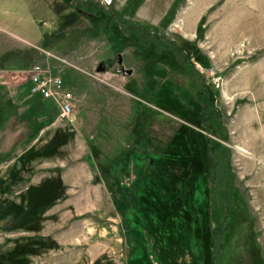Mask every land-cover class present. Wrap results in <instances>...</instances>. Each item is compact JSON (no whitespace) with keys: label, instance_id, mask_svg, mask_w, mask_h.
Instances as JSON below:
<instances>
[{"label":"rangeland","instance_id":"374dc122","mask_svg":"<svg viewBox=\"0 0 264 264\" xmlns=\"http://www.w3.org/2000/svg\"><path fill=\"white\" fill-rule=\"evenodd\" d=\"M45 1L0 28L49 31L0 55V264H264V0ZM37 65L73 122L30 94Z\"/></svg>","mask_w":264,"mask_h":264},{"label":"built area","instance_id":"2783aa9c","mask_svg":"<svg viewBox=\"0 0 264 264\" xmlns=\"http://www.w3.org/2000/svg\"><path fill=\"white\" fill-rule=\"evenodd\" d=\"M30 94L42 95L53 99L56 103L57 118L61 121L73 122L74 95L65 90L61 78L50 69L37 65L30 72ZM219 85V83H217Z\"/></svg>","mask_w":264,"mask_h":264},{"label":"trees","instance_id":"16d2710c","mask_svg":"<svg viewBox=\"0 0 264 264\" xmlns=\"http://www.w3.org/2000/svg\"><path fill=\"white\" fill-rule=\"evenodd\" d=\"M143 0H139V1H137V5H139L141 2H142ZM177 1L178 0H176L175 2H174V4L173 5H176V3H177ZM178 4V3H177ZM173 7V6H172ZM171 7V8H172ZM79 11V10H78ZM92 16H94V15H92ZM91 16V17H92ZM68 17H70L71 19L74 17L72 14H69L68 15ZM202 22L199 24V26H198V33H199V35H202L203 34V32H204V30H203V27H202ZM135 28H144L143 26H141V25H135ZM143 38H145V37H143ZM173 45H175L174 43H173ZM184 46H186V45H184ZM176 50H177V48H175ZM181 51L180 52H184V54H183V56L186 58V59H184V58H182L183 60H181V63H190L191 64V67H192V70H193V73L195 74V76L196 75H202V72H200V70L199 69H197L196 67H195V64L196 63H194L193 61H192V56H194V58H195V60L196 61H198L199 63H201V64H203V65H207V62H208V59H207V57L206 56H203V55H200L199 54V52H198V49H195L194 48V51H193V49L191 50V53H188L187 52V50H185L184 51V47L182 48L181 47V49H180ZM192 54V55H191ZM35 97H40L41 98V96L40 95H34ZM41 110H42V112H44L43 110H45L44 108H42V105H41ZM40 110V111H41ZM2 117V114H1V116H0V118ZM1 120H2V118H1ZM0 120V121H1ZM221 129H217V131L215 132V134H218V135H220L221 134V131H220ZM208 148H209V155L211 156V158L212 159H214V161H215V164H214V168H213V170H212V176L213 177H217V175H219L220 173H221V171H223L224 169L226 170V172L227 173H229V167H228V162H229V158H230V151L226 148V147H223V146H220L219 148H218V151L216 152V153H214V151H212V149H213V146L211 145V142H209V144H208ZM135 185H136V183H135ZM134 185V186H135ZM30 189L32 188V186L31 187H29ZM13 191V190H12ZM11 191V192H12ZM227 205H228V203H226ZM30 205H29V209H30ZM226 208H227V206H226ZM5 213H8V211H4ZM5 213H4V215H5ZM22 213V212H21ZM24 215H22V217L23 218H25L28 214H29V212H24L23 213ZM18 217V216H17ZM21 216H20V218H22ZM223 230L225 231V227L223 228ZM223 231V232H224ZM145 235H147L146 236V238L144 239V243H145V247H146V251L148 252V254H151V255H153L152 254V252L151 253H149V251L152 249V244H150L151 242H150V240H151V238H150V232L148 231V230H146V234ZM221 237V236H220ZM220 237H219V235L218 234H216V236H215V238H213V240H212V244H213V246L216 248V249H219V247H221V245H222V243L220 242ZM133 263H138V262H133ZM217 263V262H216Z\"/></svg>","mask_w":264,"mask_h":264},{"label":"crops","instance_id":"0c3cea01","mask_svg":"<svg viewBox=\"0 0 264 264\" xmlns=\"http://www.w3.org/2000/svg\"><path fill=\"white\" fill-rule=\"evenodd\" d=\"M38 1H39V4L42 5V7L46 8L47 6H49L50 8H52L50 6V4L47 3V1H45V0H43V1L38 0ZM19 8H21V6H19L17 4V0H0V28L7 29L6 28L7 23H8V21H10L9 19H11L12 16H17V17L19 16L20 17V15L18 14V12L20 10ZM17 9H19V10H17ZM24 9L28 13L27 14L28 15L27 21L30 22V24H34V22H36V23H39V25L43 27V25L40 23L41 21H39V19L33 13V8L31 7L30 4L24 3ZM48 32L49 31H45V32L42 31L38 34V36H34L33 39L30 38V36H29V38H27L26 36L14 33L18 38H20L25 43H27V44L22 45V46L19 45V42L14 41L12 43L7 38L0 39V55L3 52L7 51V49L12 48V47H17V49H25L26 46L39 45L42 42H44L43 38ZM0 38H2V37H0Z\"/></svg>","mask_w":264,"mask_h":264},{"label":"water","instance_id":"95a60500","mask_svg":"<svg viewBox=\"0 0 264 264\" xmlns=\"http://www.w3.org/2000/svg\"><path fill=\"white\" fill-rule=\"evenodd\" d=\"M118 63H123V56L122 54H118ZM107 70V64L106 61H101L97 67L98 72H105ZM125 73L128 75H131L133 73V69H125Z\"/></svg>","mask_w":264,"mask_h":264},{"label":"flooded vegetation","instance_id":"af4514ba","mask_svg":"<svg viewBox=\"0 0 264 264\" xmlns=\"http://www.w3.org/2000/svg\"><path fill=\"white\" fill-rule=\"evenodd\" d=\"M81 10V9H80ZM107 63V62H106Z\"/></svg>","mask_w":264,"mask_h":264}]
</instances>
